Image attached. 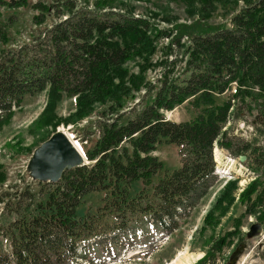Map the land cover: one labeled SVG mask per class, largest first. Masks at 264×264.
<instances>
[{
	"label": "trees",
	"instance_id": "obj_1",
	"mask_svg": "<svg viewBox=\"0 0 264 264\" xmlns=\"http://www.w3.org/2000/svg\"><path fill=\"white\" fill-rule=\"evenodd\" d=\"M104 2L89 8L75 0H35V23L46 11L55 19L20 43L9 30L13 20L0 17V119L42 91L47 98L33 122L37 127L55 123L64 97L74 99L75 118L102 105L95 130L83 139L87 163L54 183L35 180L36 189L14 182L0 191V264H99L97 257L112 262L147 229L160 233L157 240L168 237L213 185L216 147L238 161L245 157L242 164L254 179L244 201L264 209V0H199L197 18L173 29ZM215 2L232 10L209 23L203 12ZM27 3L0 0L6 7ZM160 37L168 41L158 47ZM155 52L160 57L153 61ZM134 58L140 73L124 66ZM179 62L184 66L176 73ZM155 66L162 67L156 83L144 81L141 72ZM140 88L153 93L152 100L143 104L141 96L128 105ZM186 100L191 118H166L163 111ZM237 122L250 126L249 138L233 133ZM161 144L176 147L178 166L165 167L153 153ZM5 180L0 170V187ZM93 193L101 194L99 203L79 215ZM258 218L264 223V214ZM233 234L214 237L194 264H229L224 252Z\"/></svg>",
	"mask_w": 264,
	"mask_h": 264
},
{
	"label": "rangeland",
	"instance_id": "obj_2",
	"mask_svg": "<svg viewBox=\"0 0 264 264\" xmlns=\"http://www.w3.org/2000/svg\"><path fill=\"white\" fill-rule=\"evenodd\" d=\"M34 1L28 0L26 5L20 4L13 7L0 4V17H10L13 20L9 25V30L14 43L30 39L39 29L51 24L55 19L51 11H46L42 14L43 21L35 23L34 16L38 15L39 10L31 7ZM75 1L79 6L94 8V3L97 0ZM98 1H106L104 2L106 6L107 3H110L114 10L128 11L145 17L157 28L165 29H173L174 25L178 23L190 22L197 18L196 13H201L199 0ZM238 4H241V1ZM231 7L226 6V9H224L222 3L215 2L214 8L203 12V16L209 23L221 22L228 17L229 12L232 10ZM167 41V38L160 37L157 40V46L161 47ZM158 57H160L159 52H155L151 59L154 61ZM138 63H140L138 58L129 59L124 63V66L130 72L138 73L139 71L140 73ZM182 66H184V62L182 64L179 62L176 73L181 71ZM161 69L162 67L155 66L146 69L143 73L141 72L144 81L154 83ZM143 93V88H140V90L134 92V97L126 99V102L128 105L133 104L141 96H143V104L152 100L153 93L149 95ZM227 93L217 97V102H221ZM46 98V91L26 96L22 105L15 108L8 119H0V170L4 171L6 175V180L0 187L2 189L0 191H4L9 183L14 182L19 183L20 186L31 182V186L34 189L37 188L38 185L35 180L29 176L27 164L33 150L41 143V140L56 130L63 131L72 139L84 155L83 146L86 141H83V139L89 131L95 130L94 121L98 117L95 112L101 110L102 105L96 104L93 113L75 118L74 99L64 97L55 110V123L46 128L40 125L37 127L33 125V122L43 110ZM163 113L166 118L175 121L186 120L194 115L188 100L171 110L163 111ZM42 131H44V135H40ZM250 132V126L242 122H237L233 129L234 134L245 139L249 138ZM218 150L220 151V159L216 164L219 170L213 185L200 198L190 214L180 220L179 227L172 234L168 237L162 236L157 240L160 233L153 229H147L145 236H137L135 240L133 239V242L131 241V248L121 250L116 261L105 260L103 262L102 257H97L96 262L99 264H167L174 260L181 251L194 255L202 254V257L214 237L234 231L232 243L225 249V258H229V255L239 243H244L245 248L236 264H264V223L258 218L261 214H264V209L249 208L244 201L245 192L254 176L242 164L245 159L238 161L228 156L224 151ZM153 153L169 169L179 164L177 149L172 144H161ZM20 177L24 178V182L20 180ZM260 180L264 184V174L260 175ZM140 186L139 184L137 188ZM100 196V193L87 195L78 208V214L82 215L87 210L93 211L99 203ZM3 221H5V218L0 214V222ZM253 223H259L261 228L256 234L248 236L247 231ZM155 240L157 241L153 242ZM201 257L195 259L192 264L196 263Z\"/></svg>",
	"mask_w": 264,
	"mask_h": 264
},
{
	"label": "water",
	"instance_id": "obj_3",
	"mask_svg": "<svg viewBox=\"0 0 264 264\" xmlns=\"http://www.w3.org/2000/svg\"><path fill=\"white\" fill-rule=\"evenodd\" d=\"M244 159V156L239 157L240 161ZM84 163H87L84 155L75 147L68 136L63 131L56 130L33 150L27 164V171L33 180L54 183L61 178L65 171ZM260 228L259 223L251 224L247 235L256 234ZM244 248V243H239L236 246L229 255V264L237 263Z\"/></svg>",
	"mask_w": 264,
	"mask_h": 264
},
{
	"label": "bare ground",
	"instance_id": "obj_4",
	"mask_svg": "<svg viewBox=\"0 0 264 264\" xmlns=\"http://www.w3.org/2000/svg\"><path fill=\"white\" fill-rule=\"evenodd\" d=\"M70 140L75 145L73 140L72 139H70ZM75 147L80 151V149L76 145H75ZM219 152L220 151L218 149L215 150V148H214V158L216 161H218L220 159L219 158V154H220ZM201 255L202 254L194 255V254H189L188 252H185V251H181L178 253L177 257L174 260H172L171 262H168L167 264H192V262L195 261V259H198L199 257H201Z\"/></svg>",
	"mask_w": 264,
	"mask_h": 264
}]
</instances>
